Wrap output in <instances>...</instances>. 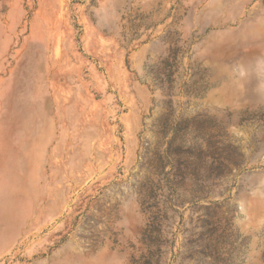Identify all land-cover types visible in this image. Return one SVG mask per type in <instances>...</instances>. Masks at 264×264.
Listing matches in <instances>:
<instances>
[{
  "label": "rangeland",
  "instance_id": "rangeland-1",
  "mask_svg": "<svg viewBox=\"0 0 264 264\" xmlns=\"http://www.w3.org/2000/svg\"><path fill=\"white\" fill-rule=\"evenodd\" d=\"M0 264H264V0H0Z\"/></svg>",
  "mask_w": 264,
  "mask_h": 264
}]
</instances>
